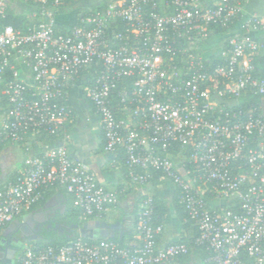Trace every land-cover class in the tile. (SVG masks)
I'll use <instances>...</instances> for the list:
<instances>
[{
  "label": "built area",
  "instance_id": "obj_1",
  "mask_svg": "<svg viewBox=\"0 0 264 264\" xmlns=\"http://www.w3.org/2000/svg\"><path fill=\"white\" fill-rule=\"evenodd\" d=\"M32 26L4 24L13 2L0 0V146L29 136H56L70 117L68 86L86 80L99 115L104 150L129 184L154 173L177 189V204L197 229L200 264H264V114L260 105L235 109L247 88L264 95L255 56L264 15L245 14V0H108L106 7L58 30L64 0H31ZM33 20V19H32ZM240 24V31L231 27ZM217 27L227 30L224 63L204 64L200 46ZM226 32V33H227ZM12 79L6 80V70ZM174 146L190 148L191 169L173 161ZM51 186L63 187L80 221L100 219L119 200L88 165L64 146L28 155L0 188V227L30 211ZM152 194L136 214L137 243L78 237L60 246L26 243L16 264H165L189 254L180 241L158 244Z\"/></svg>",
  "mask_w": 264,
  "mask_h": 264
},
{
  "label": "crops",
  "instance_id": "obj_2",
  "mask_svg": "<svg viewBox=\"0 0 264 264\" xmlns=\"http://www.w3.org/2000/svg\"><path fill=\"white\" fill-rule=\"evenodd\" d=\"M84 1V0H82ZM215 0H201L204 5H210ZM81 0H72L68 5L60 8L55 15L57 24L64 28L70 27L75 21L73 16V7ZM31 8L21 2H13L9 5V10L14 14H22L23 9ZM244 13L250 14L257 12L264 15V0H245ZM23 15V14H22ZM60 17L61 21L57 18ZM26 17V16H25ZM35 21V18L30 17ZM241 22L235 23L229 33L240 31ZM221 33H212L209 38L200 46V51L205 58L212 54L220 53L224 48L223 39L227 36ZM253 37L261 42V46L256 53V65L261 75L264 77V33H253ZM89 99V98H88ZM84 94V86L81 80L72 83L68 88L67 104L70 108V117L65 122L62 129L54 138H45L40 135V140L29 136L18 143H6L0 147V186L15 174H17L23 165L24 159L31 154L50 148L64 146L68 152L76 158L84 161L94 176L96 181L108 189L117 190L118 203L110 208L102 218L94 219L106 222L112 229L113 235L124 244L137 243L134 224L136 214L139 210L140 202L145 194H152L155 197V222L161 226L157 235L158 244L164 246L175 241H186L194 233L193 225H183L185 223L181 210L175 204L177 196L176 187L166 178L156 176L155 179L142 184H129L125 172L121 166V161L116 160L112 152L104 150L103 132L101 129L99 115L95 112L93 104ZM260 110L264 114V97L260 103ZM181 171L184 167L176 162ZM44 209L38 211L42 206ZM48 210V211H47ZM32 211L37 212L34 217L33 225L45 221L48 215H56L58 224L63 226L64 231L70 223L72 212L71 196L63 187L51 186L43 191L42 199L30 211L22 213L14 218L20 219ZM49 212V213H47ZM10 221V222H12ZM9 222V223H10ZM0 227V239L8 226ZM31 228V224L27 223ZM94 230L96 228H93ZM56 230V229H52ZM74 230V229H73ZM78 230H74L77 233ZM61 234V233H60ZM31 240L28 243L38 242ZM5 252L0 250V260L4 258ZM189 264H199L194 254L190 253ZM164 264V263H163ZM165 264H180L174 259Z\"/></svg>",
  "mask_w": 264,
  "mask_h": 264
},
{
  "label": "trees",
  "instance_id": "obj_3",
  "mask_svg": "<svg viewBox=\"0 0 264 264\" xmlns=\"http://www.w3.org/2000/svg\"><path fill=\"white\" fill-rule=\"evenodd\" d=\"M71 1L72 0H64L63 4H61V6L63 7L65 5H68ZM85 1L90 2L92 4L89 7L85 8L83 11H81L77 15V17L75 18V21L72 23V25L73 24H78L80 22L81 18L83 16H85L86 14L91 13V12H95L96 10H101V9L105 8L108 0H85ZM27 3L30 6H35L36 5V3L31 1V0H27ZM39 17H40V20L43 19V15L41 14V12H40V16H37L36 19H39ZM36 19H35V21H36ZM35 21L31 20L30 22H27V20H26L24 15H22V14L21 15L14 14V13H12L9 10V7H8L7 11H6V16L2 20V23H4V24H12L14 27L26 28L27 26H32L35 23ZM56 28L58 30H60V31L61 30L62 31L66 30V29L62 28V26L59 25V24H57ZM226 32H227V30L224 29V28H221V27H217L214 30V33H221L222 35L224 33H226ZM223 43H224V47L223 48H225L226 44H227L226 37L223 39ZM219 63L220 64L224 63V58L222 56V52L217 53V54H212L208 58L204 59V64L206 66H207V64H210V66L212 67V66H214L216 64H219ZM254 64H255V69H254L253 74L255 76H262L260 71H259V69L257 68L256 59L254 61ZM90 72L87 73L86 80H82L81 77H78L76 79V81L77 80H81L83 82L84 94L86 93L85 92V87L89 83L90 78L92 77ZM4 78L7 81L12 79L11 72L8 69L6 70V72L4 74ZM71 84H69L68 88L71 86ZM3 87H4V84L3 83L0 84V107L6 108L7 102H6V96L2 93ZM263 97H264V95L259 96V95L254 93L253 89L247 88L236 100H234L232 102V107L235 108V109H239V108L245 109V108H248V107H251V106H258V105H260L261 100H262ZM0 114H1V111H0ZM40 135L45 137V138H54V137H56V136H47L45 134L40 133V134H36L34 136V138L40 140ZM103 138H104V135H103ZM104 143H105V140L103 141V144H102L103 146H104ZM170 154H171V156L173 158V161H175V162L177 161V162H179L180 165H184L185 169H191L192 168V165L188 162V157H189V154H190V148H188V147H182L181 148L179 146H174L170 150ZM122 157H123L122 152L120 150H118L117 154L115 156V159L119 160V161H122ZM157 175H158L157 172L154 173L152 178L155 179ZM14 176H12L9 180L13 179ZM3 186L1 185L0 188H2ZM176 191H177V189H176ZM153 198H154V203H156L154 196H153ZM175 204H176V206L179 207V205L177 204L176 198H175ZM178 209L181 210L182 216L184 217L185 223L183 225L192 224L191 221L186 219V215L183 212V210L180 207ZM155 211H156V209H155ZM72 212L73 213L71 214V217H70V223L71 224L72 223L81 224L83 221H80L77 218V215L74 212V210ZM154 217H155V214H154ZM193 228L195 230L193 235L186 241H180V242H184V243L188 244L189 249H190L189 250V254L184 255V256H179L178 258H176V260H178V263H180V264H189L190 257H191L190 256L191 252L194 254V257L197 256L196 258L198 259V261H199L198 263L199 264L204 260L206 254H207L206 250H204L203 247L197 246L195 244V237L197 236V229H196L195 226H193ZM71 231H74V230H71ZM78 237H81L78 233H72L71 235H64V234H60V233L56 232V230H50V231H48L47 233L44 234L43 239L39 240L38 243H40V244H42L44 246H60V245L67 244L70 241H72V240H74V239H76ZM81 238L87 239L89 241H94L95 240L94 238H87V237H81ZM107 238L113 239V240L117 241L118 243H120L121 245H125L124 242L120 241L116 237H107Z\"/></svg>",
  "mask_w": 264,
  "mask_h": 264
},
{
  "label": "water",
  "instance_id": "obj_4",
  "mask_svg": "<svg viewBox=\"0 0 264 264\" xmlns=\"http://www.w3.org/2000/svg\"><path fill=\"white\" fill-rule=\"evenodd\" d=\"M44 207L46 206L44 205L41 208H38V211L44 209ZM36 213L37 212L32 211L26 215H23L20 219H16L8 224L3 237L0 239V250L3 252L8 251L13 255L19 246L17 245V241H19V239L26 238L28 242L36 239L42 240L44 237V235L41 234L42 228L48 229L49 227H52L53 229L59 228V230L64 231L63 226L58 224L57 216L54 214L48 215L46 222L41 221V225L40 223H35V225H33L32 223L34 217H36ZM27 223L31 224V228L27 226ZM66 227L68 231L73 229L78 230L77 233L81 237L97 239L107 238L113 235L110 226L106 222L100 220L90 219L82 222L81 224L72 223ZM93 228L96 229L94 230ZM30 233H34L36 236L38 235V237L35 236L30 238ZM0 264H5V262L0 260Z\"/></svg>",
  "mask_w": 264,
  "mask_h": 264
},
{
  "label": "flooded vegetation",
  "instance_id": "obj_5",
  "mask_svg": "<svg viewBox=\"0 0 264 264\" xmlns=\"http://www.w3.org/2000/svg\"><path fill=\"white\" fill-rule=\"evenodd\" d=\"M41 223L42 222L40 221V225H41ZM52 229H53L52 227H49L48 229L42 228L41 234L44 235L45 233H47L48 231H50ZM56 232L64 234V235H71L72 233H74V231H71V232L61 231V230H59V228L56 229ZM29 236H30V238H33L36 235L34 233H30ZM36 237H38V235ZM11 243H12V241H11ZM26 243H28L26 238L19 239V241H17V245H19V246L17 247V250L14 252L13 255L11 253H9L8 251H6L4 254V258H3V261L5 262V264H16L17 258L19 256L23 246Z\"/></svg>",
  "mask_w": 264,
  "mask_h": 264
},
{
  "label": "rangeland",
  "instance_id": "obj_6",
  "mask_svg": "<svg viewBox=\"0 0 264 264\" xmlns=\"http://www.w3.org/2000/svg\"><path fill=\"white\" fill-rule=\"evenodd\" d=\"M91 4L92 3H90V2H87L85 0L84 1L81 0V2H78L76 5H74V7H73V16H74V18H76L77 15L81 11H83L85 8L89 7ZM22 14L24 16H26L25 18H26L27 22H30L32 20V19H30V17L32 16V14H31V8H29V9L24 8L23 11H22ZM57 20L58 21H61V19H60L59 16H58ZM177 163H179V162H177ZM72 211H73V207H72Z\"/></svg>",
  "mask_w": 264,
  "mask_h": 264
}]
</instances>
